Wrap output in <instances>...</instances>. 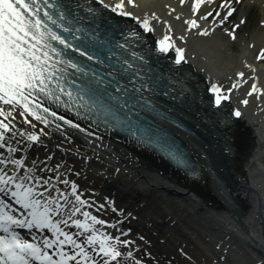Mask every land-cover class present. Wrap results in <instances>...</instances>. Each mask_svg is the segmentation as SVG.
I'll return each instance as SVG.
<instances>
[{
	"label": "bare ground",
	"instance_id": "bare-ground-1",
	"mask_svg": "<svg viewBox=\"0 0 264 264\" xmlns=\"http://www.w3.org/2000/svg\"><path fill=\"white\" fill-rule=\"evenodd\" d=\"M238 1H243V6L255 7L258 13L255 27H242L243 11L234 24L228 19L220 24L221 11L228 5L225 0H205L195 10L192 8L195 0H185L183 4L180 0H135L127 9L134 16L148 15L149 23L155 26L149 32L133 17L121 16L110 9L104 10L101 17V27L104 24L114 29L115 39H127L130 49L144 56L140 67L147 76L156 85H164L163 92H173V98L182 100L181 104L170 103L167 98L159 102L164 104V109L166 106L168 111L179 114L196 137L153 116L149 119L174 133L176 142L196 168L192 181L179 179L148 148L125 138H115L113 132L102 126L89 128L96 133V138L88 137L93 140L91 146L84 144L85 134L78 135L73 142L89 155L88 161H82L55 149V143L62 142L63 138L54 128L45 127L32 117L29 119L36 124V129L25 124L21 117L14 120L17 128H43L51 134L43 137L44 144L32 147L35 142H28L30 147L20 155L43 159L44 152L51 151L65 159L72 168L69 176L79 184L82 197L89 200L75 218L85 219L82 213L86 209L109 221L107 225L96 224L97 231L105 229L114 236L131 228L128 235L119 236L134 243L121 248L123 252L133 250L135 257L137 246L153 254L145 258L138 255L144 264H255L264 258V92L245 96L253 82L258 88H264V61L258 58L264 50V24L261 23L264 0ZM79 3L84 7H99L94 0H79ZM206 13L211 15L205 17ZM190 19L197 20L196 27L188 26L186 21ZM163 20L169 22L177 46L185 50L184 60L179 64L175 62L174 48L168 52L156 49V39L166 30ZM201 28L211 31L203 35ZM129 29H134L137 36H127ZM180 35H184V40L178 39ZM238 71L245 73L243 83L236 75ZM161 78L167 79V83ZM213 80L222 88H231L233 83L239 87L226 93L230 100L217 106L212 103L214 94L208 92ZM241 99H247L248 103L241 104ZM233 108L241 111L240 117L232 115ZM66 118L83 127L91 124L72 115ZM20 138L17 132L15 139ZM69 201L71 209L76 201L70 189ZM113 206L122 209L123 214L114 211ZM68 214L65 211V217ZM172 253L176 256L172 257ZM181 255L193 258L185 263Z\"/></svg>",
	"mask_w": 264,
	"mask_h": 264
},
{
	"label": "snow or ice",
	"instance_id": "snow-or-ice-1",
	"mask_svg": "<svg viewBox=\"0 0 264 264\" xmlns=\"http://www.w3.org/2000/svg\"><path fill=\"white\" fill-rule=\"evenodd\" d=\"M184 2L180 0L181 4ZM204 2L195 0L193 10ZM94 3L99 7L85 8L79 0H0V231L3 232L0 264H115L122 255L133 264H144L133 250L121 251V246H131L134 241L97 231L95 225H107L108 220L86 209L82 213L85 219L75 218L89 200L78 191L79 184L69 176L72 168L63 157L51 151L44 152L43 159L20 155L30 147L28 142H35L32 147L44 144L43 137L51 134L43 128H17L14 123L17 116L32 129L37 126L29 117L54 128L63 138L62 142L55 143V149L82 161H88L89 155L73 142L78 135L85 134L84 144L91 146L93 140L88 137L96 138V133L89 128L99 122L108 127H125L133 135L148 134L151 139V128L145 127V120L156 112L153 84L137 64L145 58L130 50L127 39H114L107 28H102L101 17L104 10L110 9L121 16L133 17L145 32L155 30V26L149 23L147 14L141 18L127 9L135 0H94ZM225 3L228 7L220 24L235 11L231 0ZM210 15L206 13L205 17ZM186 23L189 27L197 26L196 19ZM162 24L166 30L156 39V49L168 52L174 48L175 62L179 64L184 60L185 50L177 46L169 22L163 20ZM209 31L210 28L200 29L203 35ZM225 31L231 32V29ZM126 35L135 37L137 33L129 29ZM231 35L236 38L234 32ZM184 38L180 35L178 39ZM236 75L243 83L245 73L238 71ZM235 87L239 85L233 83L231 88H222L215 80L211 81L208 92L214 94L212 103L220 106L230 100L226 93ZM256 92H264V88H258L253 82L245 96ZM44 99L66 111H74L77 117L90 120L91 124L83 127L66 118L51 106H45ZM240 103L248 101L241 99ZM241 114L238 108L232 109V115L240 117ZM17 132L21 137L18 140L15 139ZM76 175H80L79 171ZM69 189L76 201L71 209L68 208ZM113 210L123 214L122 209L113 206ZM65 211L69 213L67 217ZM69 222L82 233L91 230V234L85 240L79 239L77 234L66 230ZM18 227L27 229V233L17 231ZM131 231V228L126 232L121 230V235ZM113 240L116 243H111ZM255 264H264V258Z\"/></svg>",
	"mask_w": 264,
	"mask_h": 264
},
{
	"label": "rangeland",
	"instance_id": "rangeland-1",
	"mask_svg": "<svg viewBox=\"0 0 264 264\" xmlns=\"http://www.w3.org/2000/svg\"><path fill=\"white\" fill-rule=\"evenodd\" d=\"M227 7H228V5H227ZM227 7H226V9L221 11L222 16L225 14ZM231 7H233L235 9V11L228 17V22H230L232 24H234V22H237L240 11H243L242 16L244 18L242 20L244 21V23H241L242 27L244 29H251L257 25L258 13L255 10V7L243 6V1L241 2L238 0H231ZM262 55H263L262 57H264V51H263ZM263 61H264V58H263ZM156 254H158V252H156ZM117 261L118 262H115V264H133V262H130V260L125 259L123 257H119Z\"/></svg>",
	"mask_w": 264,
	"mask_h": 264
}]
</instances>
